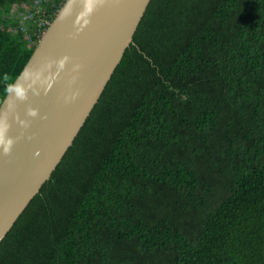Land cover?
Segmentation results:
<instances>
[{
	"label": "trees",
	"instance_id": "obj_1",
	"mask_svg": "<svg viewBox=\"0 0 264 264\" xmlns=\"http://www.w3.org/2000/svg\"><path fill=\"white\" fill-rule=\"evenodd\" d=\"M64 2L0 0V104ZM122 56L0 264H264V0H150Z\"/></svg>",
	"mask_w": 264,
	"mask_h": 264
},
{
	"label": "water",
	"instance_id": "obj_2",
	"mask_svg": "<svg viewBox=\"0 0 264 264\" xmlns=\"http://www.w3.org/2000/svg\"><path fill=\"white\" fill-rule=\"evenodd\" d=\"M149 2L66 0L42 33L0 104V241L63 159Z\"/></svg>",
	"mask_w": 264,
	"mask_h": 264
},
{
	"label": "clouds",
	"instance_id": "obj_3",
	"mask_svg": "<svg viewBox=\"0 0 264 264\" xmlns=\"http://www.w3.org/2000/svg\"><path fill=\"white\" fill-rule=\"evenodd\" d=\"M15 91L17 92L18 95H22L23 94L22 89H16ZM8 143L10 144L11 141H9ZM7 150H8L7 147H5V151H7Z\"/></svg>",
	"mask_w": 264,
	"mask_h": 264
},
{
	"label": "bare ground",
	"instance_id": "obj_4",
	"mask_svg": "<svg viewBox=\"0 0 264 264\" xmlns=\"http://www.w3.org/2000/svg\"><path fill=\"white\" fill-rule=\"evenodd\" d=\"M65 1H66V0H65ZM61 3H62V2H61ZM64 3H65V2H64ZM64 3H63V4H64ZM62 6H63V5H62ZM62 6H61V7H62ZM59 10H60V8L58 9V11H59ZM50 22H51V21H50ZM45 29H46V28H45ZM44 31H45V30H44ZM44 31H43V32H44ZM40 35H41V34H40Z\"/></svg>",
	"mask_w": 264,
	"mask_h": 264
},
{
	"label": "rangeland",
	"instance_id": "obj_5",
	"mask_svg": "<svg viewBox=\"0 0 264 264\" xmlns=\"http://www.w3.org/2000/svg\"><path fill=\"white\" fill-rule=\"evenodd\" d=\"M20 6H22V5H20ZM18 15H20V14H18Z\"/></svg>",
	"mask_w": 264,
	"mask_h": 264
}]
</instances>
